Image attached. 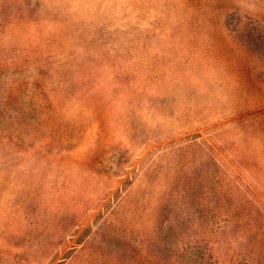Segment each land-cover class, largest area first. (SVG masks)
Returning a JSON list of instances; mask_svg holds the SVG:
<instances>
[{
  "label": "rangeland",
  "instance_id": "374dc122",
  "mask_svg": "<svg viewBox=\"0 0 264 264\" xmlns=\"http://www.w3.org/2000/svg\"><path fill=\"white\" fill-rule=\"evenodd\" d=\"M0 264H264V0H0Z\"/></svg>",
  "mask_w": 264,
  "mask_h": 264
}]
</instances>
